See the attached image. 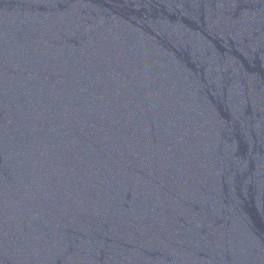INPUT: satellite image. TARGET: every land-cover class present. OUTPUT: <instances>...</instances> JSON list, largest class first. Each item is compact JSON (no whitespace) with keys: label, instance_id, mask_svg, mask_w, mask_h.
Returning <instances> with one entry per match:
<instances>
[{"label":"water","instance_id":"95a60500","mask_svg":"<svg viewBox=\"0 0 264 264\" xmlns=\"http://www.w3.org/2000/svg\"><path fill=\"white\" fill-rule=\"evenodd\" d=\"M0 264H264V0H0Z\"/></svg>","mask_w":264,"mask_h":264}]
</instances>
